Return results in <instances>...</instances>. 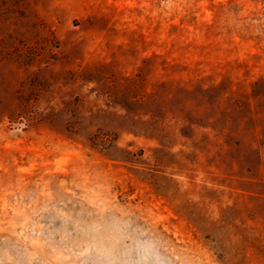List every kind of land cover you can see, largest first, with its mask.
Segmentation results:
<instances>
[{"label": "rangeland", "instance_id": "374dc122", "mask_svg": "<svg viewBox=\"0 0 264 264\" xmlns=\"http://www.w3.org/2000/svg\"><path fill=\"white\" fill-rule=\"evenodd\" d=\"M0 264H264V0H0Z\"/></svg>", "mask_w": 264, "mask_h": 264}]
</instances>
